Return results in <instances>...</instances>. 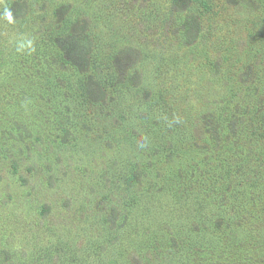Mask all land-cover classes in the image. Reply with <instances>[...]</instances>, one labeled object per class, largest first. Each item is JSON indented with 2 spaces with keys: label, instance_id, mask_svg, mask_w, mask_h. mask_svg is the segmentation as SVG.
Listing matches in <instances>:
<instances>
[{
  "label": "rangeland",
  "instance_id": "rangeland-1",
  "mask_svg": "<svg viewBox=\"0 0 264 264\" xmlns=\"http://www.w3.org/2000/svg\"><path fill=\"white\" fill-rule=\"evenodd\" d=\"M200 1L0 0V264H264V0Z\"/></svg>",
  "mask_w": 264,
  "mask_h": 264
},
{
  "label": "trees",
  "instance_id": "trees-1",
  "mask_svg": "<svg viewBox=\"0 0 264 264\" xmlns=\"http://www.w3.org/2000/svg\"><path fill=\"white\" fill-rule=\"evenodd\" d=\"M196 1H198V0H196ZM199 2H201L200 0H199ZM190 31V29H189V27L186 29V32H189ZM117 169L119 170V167L117 166V163H115V164H113V162L111 163V165H108V166H106L105 168H104V178L105 177H107V178H109V179H111V180H117L118 178H119V176H118V171H117ZM131 169H133V167L131 168ZM136 168L134 167V170H135ZM115 170V171H114ZM110 172L111 174H105V172ZM122 171V170H121ZM109 175L112 177V178H110L109 177ZM104 180H106V179H104ZM134 199H135V197H134ZM46 210H48V208H43L42 209V211L43 212H46ZM209 259H210V256H209V258H208V262L206 263V264H208L210 261H209Z\"/></svg>",
  "mask_w": 264,
  "mask_h": 264
}]
</instances>
